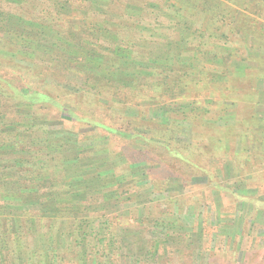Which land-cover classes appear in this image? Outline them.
<instances>
[{"label": "rangeland", "instance_id": "obj_1", "mask_svg": "<svg viewBox=\"0 0 264 264\" xmlns=\"http://www.w3.org/2000/svg\"><path fill=\"white\" fill-rule=\"evenodd\" d=\"M51 1L57 3L61 14L66 16L65 22L74 25L76 31L99 37L93 30L102 27L103 23L85 17L83 0ZM97 1L100 8L96 9L103 12L109 22L116 19L112 29L120 23L126 28L134 26L137 29L136 36L133 33L129 37L144 62L130 61L126 74L116 71L115 76L107 74L102 53L74 46L68 48L64 44L67 42L53 29L29 22L27 18L10 19L6 30H0L2 44H7V53L23 65L36 66V75L50 85L47 90L80 100L76 94L89 89L88 92L93 93L94 110L88 112L93 118L107 117L106 123L119 127L118 118L125 115L138 117L146 125L139 132L152 135V139L148 142L136 137L118 141L91 130L79 120L84 117L82 112L89 106L88 102L62 101L65 112L48 103L41 104L38 110L21 105L19 113L31 119L35 132V137L31 138L33 147L21 152L22 162L31 160V156L36 157L33 162L45 159L50 152L57 155L56 158L62 156L66 165L64 171L69 177L63 197L54 202L35 197L33 203L52 205L51 213L46 214L49 217L58 210L63 214L60 217L74 219L78 216L85 231L91 230L88 226H93L90 233L95 232L96 237L101 238L106 232L104 223H113L123 241L119 250L120 264H264V74L257 61L258 54L252 50L253 36L247 46L249 51L238 34L231 36L233 56L229 65L209 62L199 53L195 56L187 52L181 28L173 36L169 35V23L163 16H172L162 13L166 0H135L139 6L128 5L126 8L112 4V0ZM145 2L153 11V23L149 28L124 19L125 13L139 16L147 12L149 16L142 5ZM245 5L239 8L241 13L247 9ZM262 22L264 16L260 19ZM249 24L253 21L242 17V26ZM103 35L110 40L116 38V33L111 30L104 31ZM93 46L99 51L114 52L105 43ZM57 47L66 54H75L78 59L71 62L74 74L70 73L63 82L58 81V74L57 79L51 73H43L41 67L47 66L48 62L38 56L39 52H52ZM245 55L252 60L243 62L241 59ZM82 56L93 61L92 73L82 67L85 62ZM170 66L191 67L200 74L197 79L186 80V92L177 97V102L171 103L170 100L163 104L151 101V97L156 96L151 90L150 99L141 100V106L123 109L121 95H111L103 100L96 95V88L92 89L93 84L82 79L88 71L94 80L108 75L116 79L115 85L122 87L133 81V75L129 74L144 73L151 75V81H158L157 72L151 70ZM247 67L250 71L244 75ZM156 85H148V90ZM159 93L156 91L157 95ZM139 109L148 111L155 121L167 122L165 115L176 110L194 111L198 118L194 123L179 121L178 125L183 127L180 144H171L167 148L161 144L166 141L160 137L162 132L156 131L154 135L149 131V127L155 126L148 125L143 116L140 118ZM166 124L174 128V123ZM196 126L200 127L198 133ZM22 127L24 132L26 126L19 129ZM18 131L9 125L2 130L6 138ZM26 141H30L29 138ZM49 147L55 151L51 152ZM16 155L8 149L0 150V177L6 174L4 185L10 188L16 183L12 168ZM24 164L20 162L18 167ZM40 165H36L37 169L42 168ZM25 173L20 176L35 177L33 173ZM233 193L242 200H236ZM256 198L259 209L252 202ZM180 212L184 213L181 215ZM44 239V235H33L37 246H42ZM157 239L163 251L154 255L150 253V245Z\"/></svg>", "mask_w": 264, "mask_h": 264}, {"label": "trees", "instance_id": "obj_2", "mask_svg": "<svg viewBox=\"0 0 264 264\" xmlns=\"http://www.w3.org/2000/svg\"><path fill=\"white\" fill-rule=\"evenodd\" d=\"M39 1L42 0H0V30H6L11 18H27L29 22L53 29L60 38L67 42L64 44L68 48L74 46L102 53V62L107 66V74L111 76H115L116 72L126 74V67L131 62L136 64H138V61L144 62V59L139 57V53H137L138 50L133 39L129 37L133 33L136 36V27L127 26L126 28V25L120 23L112 29L111 27L116 24V19H114V22L113 20L109 22L106 15L96 9V7L100 8L97 0H83L82 2L85 17L103 23L102 27L93 30L95 34L99 35L98 38L86 35L84 31H76L74 25L65 22L64 17L66 16L61 14L60 7L57 6L55 1L50 0L46 3ZM112 4H119L122 8H126L128 5L139 6L137 5L138 2L135 3V0H124V2L122 0H112ZM243 4H246L247 9L241 13L239 8ZM142 5L144 10L146 9L150 13L149 16L147 12H143L139 16L125 13L124 19L135 25L149 28L153 23L151 18L153 11L152 8H149L152 6L147 7V2ZM162 13L172 16L171 18L163 16L169 23V35L173 36L176 34L177 29L181 28V33L184 36H182V40L185 41L187 52H191L195 56L199 53L203 59L209 62H221L223 65H229L233 56L231 53L232 47L230 46L231 36L238 34L246 47L249 46L250 36H253L252 50L258 54L257 61L262 67L260 70L264 74V23H260V19L264 16V0H166L163 3ZM242 17L249 18L253 21V24L242 26ZM107 21L109 24H107ZM109 30L116 33L115 39L110 40V38L103 35L104 31L109 32ZM107 40L110 41V45L107 44ZM0 42V150L8 149L17 154L12 166L15 170L16 183L12 184L10 188L4 185V180L7 178L5 177L6 174H1L0 177V264H120L119 250L123 241L118 236L113 223H104V232L105 226L106 232L100 238V236H94L95 232L90 233L93 226H88L91 230L85 231L84 223L78 216L71 219L70 216L68 217L64 213L66 217H60L63 214L58 210V213L55 212L54 216L49 217L46 214L50 212L52 205L47 203V205L41 206V203H33L35 197L42 199L41 201L44 202L46 200L54 202L56 198L63 197L65 194L63 193L65 191L64 187L68 184L69 177L65 174L64 167L66 165L62 156L57 157V159V155L50 152L45 159H37L38 161L33 162L36 157L31 156V160L28 158L29 160L24 162L26 165L22 162L21 152L27 147H33L31 138L35 137V132L34 123H31L30 118H26L22 113H19V107L25 105L28 109L38 110L42 106L41 104L48 103L60 112H65L66 106L62 104V101L65 103L79 101L82 104L88 102L89 106L86 108L88 110L82 112L85 113L84 117L79 120L90 127L91 130L102 132V135L104 134L108 138L118 141L124 138L139 137L149 142L152 135L148 136L145 135L146 133L139 132V129L146 125L135 116L125 115L118 118V123L121 124L119 127L113 123H106L107 117H102L99 120L93 118L92 114L89 113L94 110V101H91L93 93H89V89L86 92L76 94L78 97L80 96V100L71 99L69 98L70 95L66 98V95L52 93L47 90L50 85L46 82L47 80L36 75V66L23 65L7 53V44H2V38H0ZM102 43H105L108 48L114 49V52L99 51L93 46V44L99 45ZM193 50L198 52L192 53ZM247 50L249 51L248 47ZM11 51L15 52V50ZM61 52L63 51L57 47L52 52L47 50L38 54L39 57L44 58L42 61L48 62L47 66L41 67L44 70L43 73H51L57 79L56 74H58L59 82L67 79L70 73L74 74L75 71L71 62L78 60L75 54L70 55L65 52L63 54ZM82 58V60H85L88 57L82 56ZM241 60L246 62L252 59L250 56H246ZM92 63V60H85L82 67L89 69L92 73L90 70ZM247 68L244 75L250 71V68ZM151 71L157 72L158 81H151V75L134 72L135 74H129L130 76L133 75V81L129 85H122V87L115 85L114 81L116 79L114 80L108 75L94 80L87 71L86 74H83L82 79L90 85L93 84L92 89L95 87L96 95L103 98V100L112 97L111 95H121L122 108L127 107L128 109L129 107L136 108V105L141 106V100L147 101L150 99L148 95H151V90L156 95L151 97L153 102L159 104H163L168 100H170V103L177 102V97L186 92L184 89L185 81L200 77V74L191 67L170 66L161 70L152 69ZM129 75L127 78L130 77ZM207 78L210 79V76L207 75ZM155 83L157 85L151 86V89L148 90V85H154ZM61 90L63 92V89ZM156 91H160V93L157 95ZM83 97L84 99H82ZM139 110L140 118L143 116L144 119H147L148 125L155 126L153 128L149 127L151 129L149 131H153L154 135L156 131L162 132L160 137L166 141L161 142V144L167 148L171 144L176 146L180 144L179 136L182 134L183 127L178 125L179 121L186 120L194 123L198 118L197 112H195L197 113L195 115L194 111L187 113L176 110L165 115L167 122L155 121L149 117L148 111ZM23 121L24 123H22ZM169 122L174 123V128H170L166 124ZM8 125L14 127L17 131L20 126H26L25 133L22 131V127L16 134L6 138L3 136L2 130ZM198 128L200 127L196 126L195 128L197 133ZM28 138L30 141H26ZM53 151L51 148V152ZM173 154L182 157L180 153L173 152ZM20 162L22 165L24 164L23 167H18ZM39 164H42L40 165L42 168L37 169L36 165ZM22 172L33 173L35 177L23 178L20 176ZM2 181L3 183H1ZM234 198L242 200V197L238 194H234ZM252 202H254V205H258H256L258 209L260 208L259 199L256 198ZM77 210L80 211V209ZM182 213L180 212L181 215ZM35 234L45 236L42 246H37L35 240L33 241V235ZM162 249L163 246L159 239L150 245L151 254L158 255L163 251Z\"/></svg>", "mask_w": 264, "mask_h": 264}]
</instances>
